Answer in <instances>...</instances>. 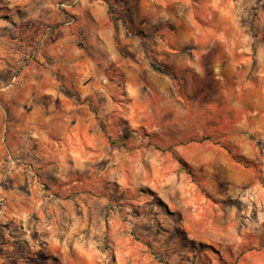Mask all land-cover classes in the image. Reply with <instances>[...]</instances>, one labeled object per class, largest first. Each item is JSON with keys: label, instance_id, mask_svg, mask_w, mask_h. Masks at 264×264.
Returning <instances> with one entry per match:
<instances>
[{"label": "rangeland", "instance_id": "obj_1", "mask_svg": "<svg viewBox=\"0 0 264 264\" xmlns=\"http://www.w3.org/2000/svg\"><path fill=\"white\" fill-rule=\"evenodd\" d=\"M0 264H264V0H0Z\"/></svg>", "mask_w": 264, "mask_h": 264}, {"label": "trees", "instance_id": "obj_2", "mask_svg": "<svg viewBox=\"0 0 264 264\" xmlns=\"http://www.w3.org/2000/svg\"><path fill=\"white\" fill-rule=\"evenodd\" d=\"M113 8V5L111 6V11H114L112 10ZM142 57L147 61V63L151 66V68L157 72H161V73H169V71L166 69L165 66H163L162 64H160L154 57L153 55L150 53V51L145 48L143 50V53H142ZM231 148H229V151L231 152ZM179 161L182 163V165L184 167H186V163L182 160V159H179ZM240 162V160H238ZM188 172L194 176V172L191 168L188 169Z\"/></svg>", "mask_w": 264, "mask_h": 264}]
</instances>
